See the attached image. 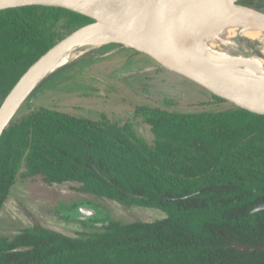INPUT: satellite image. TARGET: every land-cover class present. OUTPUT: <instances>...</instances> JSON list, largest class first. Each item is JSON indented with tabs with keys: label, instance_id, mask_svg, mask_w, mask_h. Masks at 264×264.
Segmentation results:
<instances>
[{
	"label": "trees",
	"instance_id": "16d2710c",
	"mask_svg": "<svg viewBox=\"0 0 264 264\" xmlns=\"http://www.w3.org/2000/svg\"><path fill=\"white\" fill-rule=\"evenodd\" d=\"M238 4L250 7L246 0ZM90 23L55 7L0 11V106L57 44L55 26L75 31ZM135 110L145 115L154 137L150 144L128 134L127 123L105 118L38 108L11 120L0 138V209L18 179L40 177L47 185L77 183L81 194L160 210L165 217L150 223L111 221L75 238L35 223L12 240L0 237V264H264V250L228 247V238L264 246V210L251 213L264 203V116L236 108ZM215 187L227 188L161 199ZM18 247L32 249L10 252Z\"/></svg>",
	"mask_w": 264,
	"mask_h": 264
},
{
	"label": "rangeland",
	"instance_id": "374dc122",
	"mask_svg": "<svg viewBox=\"0 0 264 264\" xmlns=\"http://www.w3.org/2000/svg\"><path fill=\"white\" fill-rule=\"evenodd\" d=\"M239 1L242 0H234L232 4L241 6ZM246 1L250 4L247 8L255 10L254 6L259 7L261 10L255 11L264 14V0ZM72 32L63 28L62 24L52 31L58 42ZM208 39L216 45L217 35H209ZM242 42L251 56L264 60V39L251 41L243 38ZM111 44L114 43L87 51L70 64L46 75L31 89L30 94L33 90L36 92L20 106L13 119L38 108L93 121L105 118L119 125L127 123L128 134L150 144L154 137L144 122L145 115L136 112L137 107L204 113L230 105L217 106L212 102V95L197 84L147 55ZM79 186L77 183L47 185L40 177L18 179L0 209V237L12 240L36 223L75 238L99 232L103 225L111 221L150 223L165 217L160 210L135 206L127 208L111 200L81 194L76 190ZM73 206L76 208L72 210ZM81 206L93 208L95 214L80 220L78 207Z\"/></svg>",
	"mask_w": 264,
	"mask_h": 264
},
{
	"label": "water",
	"instance_id": "95a60500",
	"mask_svg": "<svg viewBox=\"0 0 264 264\" xmlns=\"http://www.w3.org/2000/svg\"><path fill=\"white\" fill-rule=\"evenodd\" d=\"M178 0H0V11L28 6L61 8L93 20V23L78 28L66 38L55 44L40 57L19 79L0 106V138L20 106L25 102L27 93L13 107V102L23 85L47 62L69 50L92 33L107 36L109 43L121 48H129L142 53L191 82L197 84L212 97H218L230 104L226 109H242L256 115L264 116V91L235 76L217 72L208 59L183 40L172 39L168 32L167 6H173ZM264 21V14L253 9L239 6ZM191 8H193L191 4ZM184 4L176 5L171 10L184 14L194 12ZM70 64V63H69ZM67 65V64H66ZM63 65L62 67L66 66ZM60 67V68H62ZM58 68V69H60ZM56 69V70H58ZM214 100V99H213ZM220 104V105H221ZM217 110H220L217 109ZM215 187L203 189L186 197H161L164 200L185 199L208 190L223 189ZM132 198L139 195L128 194ZM264 210V203L256 205L251 213ZM79 219H86L95 214L93 208L78 207ZM78 216V217H79ZM108 224V223H107ZM106 224V225H107ZM228 247L239 251L264 250V246L250 247L235 244L228 238ZM32 247H18L10 252L31 250Z\"/></svg>",
	"mask_w": 264,
	"mask_h": 264
},
{
	"label": "bare ground",
	"instance_id": "6f19581e",
	"mask_svg": "<svg viewBox=\"0 0 264 264\" xmlns=\"http://www.w3.org/2000/svg\"><path fill=\"white\" fill-rule=\"evenodd\" d=\"M173 6H167L168 32L172 39H180L191 45L205 56L213 68L228 76H237L264 91V60L251 56L242 42L264 39V21L237 5L234 0H178ZM184 4L194 12L181 14L171 10ZM225 7H229L227 9ZM217 35L216 45L208 39ZM111 40L102 34L92 33L69 50L61 53L39 69L20 89L13 107L52 71L69 64L87 51L97 49ZM213 44V45H212ZM56 64H55V63ZM55 64L50 69L51 65Z\"/></svg>",
	"mask_w": 264,
	"mask_h": 264
},
{
	"label": "flooded vegetation",
	"instance_id": "af4514ba",
	"mask_svg": "<svg viewBox=\"0 0 264 264\" xmlns=\"http://www.w3.org/2000/svg\"><path fill=\"white\" fill-rule=\"evenodd\" d=\"M107 120V119H106ZM98 121V120H97ZM111 122V121H110ZM113 123V122H112Z\"/></svg>",
	"mask_w": 264,
	"mask_h": 264
}]
</instances>
